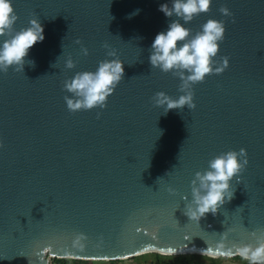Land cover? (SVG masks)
Instances as JSON below:
<instances>
[{
    "label": "water",
    "instance_id": "water-1",
    "mask_svg": "<svg viewBox=\"0 0 264 264\" xmlns=\"http://www.w3.org/2000/svg\"><path fill=\"white\" fill-rule=\"evenodd\" d=\"M161 3L171 6L12 0L14 29L37 19L44 40L29 50L23 71L0 72V264H49L48 253L90 260L153 249L215 254L220 244L234 252L264 230V0H212L207 13L180 21L193 34L208 19L223 21L214 66L227 57L228 67L192 86L194 109L166 114L155 93H184L178 77L149 63L155 36L177 19L158 11ZM111 59L122 61L124 76L105 108L70 112L64 81ZM241 148L248 164L230 181L233 199L190 220L184 211L195 172Z\"/></svg>",
    "mask_w": 264,
    "mask_h": 264
},
{
    "label": "clouds",
    "instance_id": "clouds-1",
    "mask_svg": "<svg viewBox=\"0 0 264 264\" xmlns=\"http://www.w3.org/2000/svg\"><path fill=\"white\" fill-rule=\"evenodd\" d=\"M212 0H171L161 3L158 11L165 17L175 16L166 31L157 33L149 55V63L152 68H159L163 73L171 72L181 81L179 91L184 93L177 99L166 95L163 91L155 93L152 97L156 107L163 108L166 114L169 110L195 108L193 102L192 86L203 82L205 77L212 74H220L228 67V58H222V64L218 66L215 57L219 51V43L224 39L225 26L223 21L208 19L194 34L185 24L201 13L210 10ZM137 9L132 15L139 13ZM225 16L231 13L226 7L219 9ZM18 17L12 6V0H0V37H6L0 43V72L7 73L12 67L14 71H23L25 58L29 50L38 42L44 40L43 26L37 19H31L29 26L14 29ZM77 44L79 40L75 41ZM104 47H108L107 44ZM84 55L88 54L86 48H81ZM109 57H115V51L107 53ZM31 66H35L30 60ZM65 67L72 69L74 63L67 59ZM123 63L119 59L103 60L93 71L77 72L70 80H65L63 89L71 94L65 96L66 107L70 112L80 110L103 109L107 98L114 92L119 82L123 79ZM99 118V113H97ZM248 164L246 151L241 148L239 152L228 150L221 152L208 161V167L203 172L197 171L191 181V200L185 204L184 215L190 220L198 221L206 214L215 215L217 210L234 197L230 181L236 177ZM239 182V181H237ZM171 192L172 190L169 189ZM186 199V198H182ZM255 244L245 243L231 248H225L223 244L217 246L215 254L208 253L213 264L217 261L221 264H229L236 259V264H264V230L252 233Z\"/></svg>",
    "mask_w": 264,
    "mask_h": 264
},
{
    "label": "rangeland",
    "instance_id": "rangeland-1",
    "mask_svg": "<svg viewBox=\"0 0 264 264\" xmlns=\"http://www.w3.org/2000/svg\"><path fill=\"white\" fill-rule=\"evenodd\" d=\"M191 254V253H186ZM199 254V253H198ZM171 255L175 254H162L160 252L156 251H148L145 253L120 258V259H87L89 263L91 264H157L158 260L161 259H169ZM202 256L200 260L205 262H210V259L207 254H199ZM49 257V264H60V259H67L66 262L63 264H77L76 259L80 258H72V257H59V256H53L50 253L47 254ZM59 259V260H58ZM217 264H221V262L217 261ZM229 264H236V259L233 257V260L229 262Z\"/></svg>",
    "mask_w": 264,
    "mask_h": 264
},
{
    "label": "trees",
    "instance_id": "trees-1",
    "mask_svg": "<svg viewBox=\"0 0 264 264\" xmlns=\"http://www.w3.org/2000/svg\"><path fill=\"white\" fill-rule=\"evenodd\" d=\"M202 258L198 253L191 254H175L171 255L170 258L158 260L157 264H213V261L210 259V262H205L200 260ZM59 260V259H58ZM67 259H60L59 263L63 264ZM77 264H91L87 259H76ZM117 264V263H116ZM217 264V262H216Z\"/></svg>",
    "mask_w": 264,
    "mask_h": 264
},
{
    "label": "bare ground",
    "instance_id": "bare-ground-1",
    "mask_svg": "<svg viewBox=\"0 0 264 264\" xmlns=\"http://www.w3.org/2000/svg\"><path fill=\"white\" fill-rule=\"evenodd\" d=\"M150 251H156V252H160L162 254H169L170 253V252H167L165 250H160V249H153V250H150ZM175 252L177 253V251H175ZM122 258H125V256H122Z\"/></svg>",
    "mask_w": 264,
    "mask_h": 264
}]
</instances>
